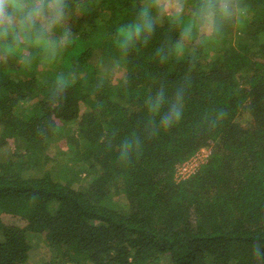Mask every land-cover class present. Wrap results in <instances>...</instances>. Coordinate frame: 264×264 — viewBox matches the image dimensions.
I'll return each instance as SVG.
<instances>
[{
	"label": "trees",
	"instance_id": "obj_1",
	"mask_svg": "<svg viewBox=\"0 0 264 264\" xmlns=\"http://www.w3.org/2000/svg\"><path fill=\"white\" fill-rule=\"evenodd\" d=\"M63 10L0 38V264H264V0Z\"/></svg>",
	"mask_w": 264,
	"mask_h": 264
},
{
	"label": "clouds",
	"instance_id": "obj_2",
	"mask_svg": "<svg viewBox=\"0 0 264 264\" xmlns=\"http://www.w3.org/2000/svg\"><path fill=\"white\" fill-rule=\"evenodd\" d=\"M64 0H0V38L7 37L9 34L16 33L17 38L20 34L31 33L35 30V42L44 39L47 33L60 24L64 18L63 10ZM8 6L14 10L13 14L7 11ZM222 11L227 12L225 4ZM203 16L209 24L214 23L215 12L211 7L202 10ZM143 27L151 31V22L147 18V13H142ZM39 25V28L36 26ZM139 29H137V35ZM67 39V36L63 38ZM159 101H157V108ZM156 108L153 109L155 111ZM177 115L173 112L164 120L167 126L173 116ZM127 149L128 145L124 146Z\"/></svg>",
	"mask_w": 264,
	"mask_h": 264
},
{
	"label": "built area",
	"instance_id": "obj_3",
	"mask_svg": "<svg viewBox=\"0 0 264 264\" xmlns=\"http://www.w3.org/2000/svg\"><path fill=\"white\" fill-rule=\"evenodd\" d=\"M208 155V150L201 149L189 160L178 165L176 171L178 179L186 178L196 172L197 169L206 162Z\"/></svg>",
	"mask_w": 264,
	"mask_h": 264
},
{
	"label": "rangeland",
	"instance_id": "obj_4",
	"mask_svg": "<svg viewBox=\"0 0 264 264\" xmlns=\"http://www.w3.org/2000/svg\"><path fill=\"white\" fill-rule=\"evenodd\" d=\"M33 66V65H32ZM46 66L43 64V63H41V66H40V69H45V70H47V68H45ZM39 69V68H38ZM118 77H119V75H118ZM52 152H55V145L54 144H52L51 145V147L49 148V153L51 154Z\"/></svg>",
	"mask_w": 264,
	"mask_h": 264
}]
</instances>
